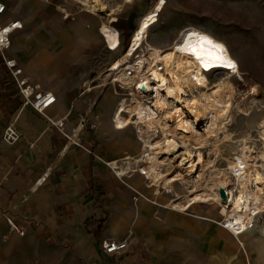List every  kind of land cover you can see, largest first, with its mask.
Instances as JSON below:
<instances>
[{
  "label": "rangeland",
  "instance_id": "1",
  "mask_svg": "<svg viewBox=\"0 0 264 264\" xmlns=\"http://www.w3.org/2000/svg\"><path fill=\"white\" fill-rule=\"evenodd\" d=\"M156 1L136 0L115 14L117 20L111 24L119 32L120 48L113 51L107 48L100 34L101 21L106 20L104 14L79 12L80 5L74 0H7L9 11L5 17L22 22L11 48L17 63L23 70H31L48 63V59L39 60L43 52L56 58L49 61L53 62L51 69L65 74L67 87H73L74 119L86 123L95 141L93 150L98 163L106 167L119 187V195L128 202L125 218L129 225L124 237L119 239L131 237L134 231L146 255L139 258L127 254L104 260L103 241L98 247L86 242L83 251L76 243L78 239L70 244L58 232L43 228L41 220L28 223L31 226L25 230L21 223L9 217L0 225V264H262L264 238L259 234L264 213L257 216L244 247H235L232 244L235 236L226 235V224L218 222V212L212 205L196 202L184 211L172 209L168 196L163 194L162 183L158 186L160 194L156 195L145 187L144 176L138 172L120 179L114 175L112 166L107 165L116 160L121 164L120 159L125 156L138 157L141 141L135 127L113 128L111 113L118 98L109 104L103 95L92 111L87 112L95 94L86 93V89L126 54L140 18ZM106 2L110 9H116L121 0ZM62 10L73 15L65 17ZM158 19L149 36L155 44H167L183 26L194 25L228 45L239 62L243 78L264 82V0H167ZM47 36L50 42L43 44L42 37ZM128 60L133 62L134 56ZM129 72L125 71L126 76ZM217 72L209 76L211 82L224 77V73ZM239 82L243 84L242 80ZM232 119L230 129L247 128L241 112L235 111ZM230 153L227 148L223 151L224 156ZM203 154L208 157L206 149ZM165 159V155L159 156L164 164L161 168H169L171 173L172 167ZM215 164L224 168L226 162L219 157ZM175 187L183 191L179 182ZM142 194L148 202L143 201Z\"/></svg>",
  "mask_w": 264,
  "mask_h": 264
},
{
  "label": "bare ground",
  "instance_id": "2",
  "mask_svg": "<svg viewBox=\"0 0 264 264\" xmlns=\"http://www.w3.org/2000/svg\"><path fill=\"white\" fill-rule=\"evenodd\" d=\"M74 1L80 5L79 12L104 14L100 34L109 50H118L119 32L111 23L125 4L136 0H121L116 9H110L106 0ZM166 3L167 0H157L147 10L126 54L102 72L96 84L87 87L86 93L95 94L87 112L103 95L109 104L118 98L111 113L112 126L115 130L135 127L141 148L138 157L129 155L120 159L121 164L119 160L110 163L114 175L121 179L138 172L144 176L145 187L156 195L162 183L172 209L184 211L196 202L212 205L218 212V222L226 224V235L235 236L233 246L244 247L257 216L264 213V82L243 78L228 45L194 25L183 26L167 44L150 41L152 27ZM62 11L65 17L73 15ZM202 38L211 40L212 45L201 44ZM132 56L134 61L130 62L128 57ZM228 62L235 68H229ZM216 72L224 73V77L211 82L209 76ZM235 111L241 112L245 130L230 129ZM81 128L82 123L74 133ZM226 148L231 153L224 156ZM205 149L208 157L203 154ZM160 155H165L171 173L169 168H161L164 164ZM219 157L226 162L224 168L215 164ZM45 176L22 200L11 205V211L21 206ZM176 182L183 191L176 190ZM221 190L225 191V199ZM171 192L174 194L169 196ZM142 199L148 202L143 194ZM9 215H0V225ZM259 235L264 238V225ZM127 251L139 258L146 255L134 231L127 241ZM261 262L264 264V257Z\"/></svg>",
  "mask_w": 264,
  "mask_h": 264
},
{
  "label": "crops",
  "instance_id": "3",
  "mask_svg": "<svg viewBox=\"0 0 264 264\" xmlns=\"http://www.w3.org/2000/svg\"><path fill=\"white\" fill-rule=\"evenodd\" d=\"M49 40V36L42 37L43 44ZM11 48L5 56L21 68ZM44 59L56 58L43 52L39 60ZM49 61L25 71L35 75L34 82L40 89L55 94L56 103L47 111L51 121L31 107L21 108L22 99L0 53V212H9L10 219L21 223L25 230L35 219L41 220L43 228L58 232L70 244L78 239L76 243L84 251L86 242L98 247L101 241L124 237L129 225L125 218L128 202L119 195V187L106 167L98 163L95 141L86 123L74 119L73 87H67L65 74L51 69L53 62ZM59 120L63 129L56 125ZM10 123L20 137L6 144L2 136ZM81 123V130L75 134ZM65 135L76 136L77 144L70 143L66 148L69 141ZM44 175L37 189L11 211V205L22 200ZM87 219L105 221L99 239L88 234L84 225Z\"/></svg>",
  "mask_w": 264,
  "mask_h": 264
},
{
  "label": "built area",
  "instance_id": "4",
  "mask_svg": "<svg viewBox=\"0 0 264 264\" xmlns=\"http://www.w3.org/2000/svg\"><path fill=\"white\" fill-rule=\"evenodd\" d=\"M8 11L7 0H0V53L3 57V62L9 68L13 83L22 99L21 108L31 107L33 111L51 121L47 111L56 103L55 94L51 91L40 89L34 82L35 75L32 72L17 67L14 59H8L5 56V52L12 46L13 37L21 29L20 20L5 17ZM56 125L63 129L61 120L57 121ZM19 137L20 135L15 130L13 123H10L3 132L2 140L6 144H13ZM65 137L71 144H77L76 136L73 139L71 135H65ZM107 165L111 164L108 163ZM129 237L103 241L101 246L102 255L105 258H115L129 254L127 251Z\"/></svg>",
  "mask_w": 264,
  "mask_h": 264
},
{
  "label": "trees",
  "instance_id": "5",
  "mask_svg": "<svg viewBox=\"0 0 264 264\" xmlns=\"http://www.w3.org/2000/svg\"><path fill=\"white\" fill-rule=\"evenodd\" d=\"M104 222V220L94 221L87 219L84 225L89 235L99 239L101 237Z\"/></svg>",
  "mask_w": 264,
  "mask_h": 264
},
{
  "label": "snow or ice",
  "instance_id": "6",
  "mask_svg": "<svg viewBox=\"0 0 264 264\" xmlns=\"http://www.w3.org/2000/svg\"><path fill=\"white\" fill-rule=\"evenodd\" d=\"M201 44L212 45V41L209 40V39H207V38H202V39H201ZM213 47H215V48H217V49L219 50V46H218V45H214ZM194 51H196V50L194 49ZM209 54H211V53H209ZM198 58H199V57H198ZM216 58H217V59H220L219 56H217ZM228 67H229V68H235V64L232 63V62H228Z\"/></svg>",
  "mask_w": 264,
  "mask_h": 264
},
{
  "label": "water",
  "instance_id": "7",
  "mask_svg": "<svg viewBox=\"0 0 264 264\" xmlns=\"http://www.w3.org/2000/svg\"><path fill=\"white\" fill-rule=\"evenodd\" d=\"M220 193H221V196L223 197V199H225V191L221 190Z\"/></svg>",
  "mask_w": 264,
  "mask_h": 264
}]
</instances>
